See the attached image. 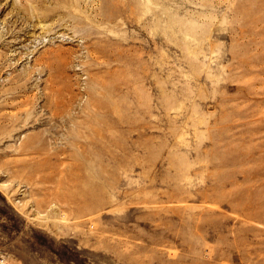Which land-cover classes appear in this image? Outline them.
Returning a JSON list of instances; mask_svg holds the SVG:
<instances>
[{"label": "rangeland", "instance_id": "1", "mask_svg": "<svg viewBox=\"0 0 264 264\" xmlns=\"http://www.w3.org/2000/svg\"><path fill=\"white\" fill-rule=\"evenodd\" d=\"M264 264V0H0V264Z\"/></svg>", "mask_w": 264, "mask_h": 264}, {"label": "built area", "instance_id": "2", "mask_svg": "<svg viewBox=\"0 0 264 264\" xmlns=\"http://www.w3.org/2000/svg\"><path fill=\"white\" fill-rule=\"evenodd\" d=\"M3 264V263H2Z\"/></svg>", "mask_w": 264, "mask_h": 264}]
</instances>
